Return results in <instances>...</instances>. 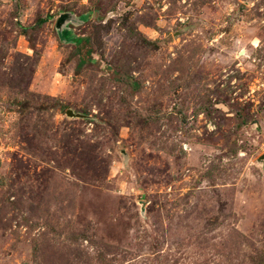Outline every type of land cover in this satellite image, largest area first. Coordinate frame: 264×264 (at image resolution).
Returning <instances> with one entry per match:
<instances>
[{
  "label": "rangeland",
  "instance_id": "obj_1",
  "mask_svg": "<svg viewBox=\"0 0 264 264\" xmlns=\"http://www.w3.org/2000/svg\"><path fill=\"white\" fill-rule=\"evenodd\" d=\"M0 264H264V0H0Z\"/></svg>",
  "mask_w": 264,
  "mask_h": 264
},
{
  "label": "water",
  "instance_id": "obj_2",
  "mask_svg": "<svg viewBox=\"0 0 264 264\" xmlns=\"http://www.w3.org/2000/svg\"><path fill=\"white\" fill-rule=\"evenodd\" d=\"M72 20H74V18H72V17H70L69 19L67 18L65 20H61V23H63V24H61V27H63L65 29L67 26L65 27L64 24L66 25V23L68 21H72Z\"/></svg>",
  "mask_w": 264,
  "mask_h": 264
}]
</instances>
